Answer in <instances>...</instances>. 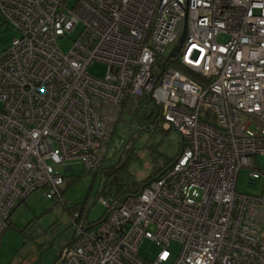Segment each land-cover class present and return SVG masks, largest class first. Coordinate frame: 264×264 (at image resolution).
Instances as JSON below:
<instances>
[{
    "label": "built area",
    "instance_id": "1",
    "mask_svg": "<svg viewBox=\"0 0 264 264\" xmlns=\"http://www.w3.org/2000/svg\"><path fill=\"white\" fill-rule=\"evenodd\" d=\"M0 12L18 33L0 52V235L29 193L60 195L57 168L97 170L123 101L148 96L178 154L139 192L97 198L100 221L71 214L60 264H264V0H0ZM242 168L258 193L236 192Z\"/></svg>",
    "mask_w": 264,
    "mask_h": 264
},
{
    "label": "rangeland",
    "instance_id": "2",
    "mask_svg": "<svg viewBox=\"0 0 264 264\" xmlns=\"http://www.w3.org/2000/svg\"><path fill=\"white\" fill-rule=\"evenodd\" d=\"M76 30H80V26ZM17 34L4 21L0 12V52L12 43ZM76 35V32H72L58 41L63 53L69 51ZM87 71L95 77H103L106 65L92 62ZM148 108L154 109V105L151 104L147 109L140 107L134 117L124 111L122 121L117 124L113 136L110 135L106 144L103 167L125 162L130 157L128 172L134 180H140L176 155L181 146V138L176 130L164 128L162 120L152 132L141 130L145 125L140 126L142 120L138 118ZM257 163L264 167V156H259ZM66 164L72 165L73 169L63 172L57 168L64 175L59 196L46 198L44 189L38 188L13 209L11 223L0 235V264H60L61 249L73 237L71 214L86 209L85 224L95 222L104 215L105 208L98 203L96 194L103 180V167L93 174L85 169L80 159L70 160ZM248 174L245 168L238 172L236 192L254 194L260 191L259 181L255 187L249 185ZM169 248L173 259L179 254L181 245L172 241ZM157 250L149 240H144L139 252L141 256L148 257Z\"/></svg>",
    "mask_w": 264,
    "mask_h": 264
},
{
    "label": "trees",
    "instance_id": "3",
    "mask_svg": "<svg viewBox=\"0 0 264 264\" xmlns=\"http://www.w3.org/2000/svg\"><path fill=\"white\" fill-rule=\"evenodd\" d=\"M151 104L154 105V109L148 108L149 110L146 111L144 115L142 117H139L138 119L142 120V123L140 124V126L145 125L144 127H141L142 131L144 130V131L152 132L153 130H156V128H158V123L161 120L160 105L155 103L148 96H142L139 98H126L123 101V104L121 105L119 117H118L116 124L114 125L111 136H113L116 130L117 124L120 121H122L123 113L125 110L128 113H131L132 117H134L135 115L138 114V109L140 107L147 109V107H150ZM178 152L176 153V155L178 154ZM176 155L168 159L167 161H165L161 167H159L158 169H154L151 173H149L147 176H145L144 178L140 180H134L128 172V164H129L128 160H130V157H128L127 160H125V162L124 161L116 162L112 166H108V167H103V165L101 164V166L97 170L89 171L94 174V173L99 172L101 168L103 167L102 168L103 169V180L101 184L99 185V187L97 188V191H96L97 198L101 197L105 199L106 201H108L109 204L113 205L115 203L120 202L128 194L139 192L150 181H152L153 179L161 175L166 170V168L170 165V163L173 161ZM101 218H98L95 222L100 221Z\"/></svg>",
    "mask_w": 264,
    "mask_h": 264
},
{
    "label": "water",
    "instance_id": "4",
    "mask_svg": "<svg viewBox=\"0 0 264 264\" xmlns=\"http://www.w3.org/2000/svg\"><path fill=\"white\" fill-rule=\"evenodd\" d=\"M184 33H185V26L183 27V30L178 38V42H177V45L174 46L171 51L169 52V54L167 55L166 59L170 58V57H173L175 56L176 52L179 51L181 45H182V42H183V37H184ZM69 168H64L65 171H71L72 170V167L69 165L67 166Z\"/></svg>",
    "mask_w": 264,
    "mask_h": 264
}]
</instances>
